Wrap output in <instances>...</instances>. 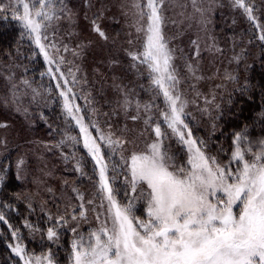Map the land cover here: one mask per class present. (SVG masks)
I'll return each mask as SVG.
<instances>
[{
  "label": "snow or ice",
  "instance_id": "1",
  "mask_svg": "<svg viewBox=\"0 0 264 264\" xmlns=\"http://www.w3.org/2000/svg\"><path fill=\"white\" fill-rule=\"evenodd\" d=\"M60 3L63 7L59 11L72 20L75 13L64 0H60ZM86 3L91 6L89 0ZM191 3L203 16V10L196 6L197 0H191ZM165 4L166 0H132L130 9L136 11L133 13L135 19L131 26L137 33H142L144 39L143 50L129 51L128 55L134 62L133 67L146 66L151 83L163 94L167 110L162 111L161 116L167 128L185 146L186 163H174V157L169 154L164 143L167 134L162 132L159 123L152 127L155 139L144 141L143 148L138 146L137 138L113 132L105 134L96 124H92V127L96 129L98 137L93 136L84 117L77 115L80 108L69 102L68 93L72 89L61 91L64 111L79 126L83 147L98 168L96 192L100 203L95 204V195L85 200L84 194L73 187L75 199L80 203L72 208L71 213L66 209L55 218L54 225L47 229V240L57 243L61 236L57 226L63 228L70 221L87 222L91 211L96 213L99 227L89 231L87 240L77 232V227L71 228L75 236L70 244V264H264V139L259 140L254 148L247 129L235 133L230 160L227 164H222L216 156L208 154L204 140L194 137L184 119L186 102L181 101V95L177 92L181 80L173 64L175 49L169 47L170 38H166L164 31ZM232 4L233 7L242 9L246 18L260 29L259 40L264 42V25L254 15V5L247 0H232ZM6 11H10L13 18L19 21L24 34L39 49L45 63H56L55 71L61 72L59 64L64 63L65 58L59 54L71 49L66 44L61 47L55 42H43L48 40L46 29L51 26V22L62 18L57 15L53 0H8L7 4H0V13ZM124 14L128 15L127 12ZM102 17L103 10L92 19V31L107 40L106 33L97 23ZM191 43L195 48V56L198 57V42L193 40ZM82 47L86 45H78V48ZM71 51L73 55H80L77 50ZM216 51L221 50L216 48ZM186 69L194 80L203 79L198 74V61L195 65L187 63ZM52 72L49 68V74ZM53 78H56L55 75ZM61 78H64L62 72ZM225 78L232 81L236 79L231 74H227ZM75 79L73 74V80ZM22 83L31 87L27 80ZM57 87L60 85L57 84ZM12 88L15 90L17 85L13 83ZM32 92V99L35 100L39 92L34 88ZM18 99L14 91L11 103L16 106L15 111L27 113L26 108H21ZM206 103L211 101L206 99ZM132 104L133 101L125 92L120 107L127 113ZM142 107L147 118L140 115ZM150 111L151 105H141L137 100L136 114L129 118L133 121L142 119L148 127L152 120L151 115H148ZM7 127V123L0 122V128ZM215 127L214 124L213 128ZM125 131L131 130L125 126ZM70 139L78 143L75 137ZM98 139L111 148L113 154L119 150L123 171L118 174L123 176L131 193H125L129 196L126 202L122 203L117 199V190L113 187L115 177L109 176V164L105 161ZM23 163L20 160L18 167ZM233 164L236 165L235 168L231 167ZM75 171L84 175L79 161L75 165ZM112 171L116 172L115 166ZM3 179L0 176V182ZM136 201H143L145 204L143 218L136 214ZM87 205L94 207L89 209ZM237 206L239 211L234 212ZM48 219L52 220L53 217L49 215ZM0 221L8 224L2 213ZM25 227L34 228L28 223ZM17 231L13 229L12 236L18 241L20 237ZM9 247L23 264H55L51 251L43 255H30L21 243L10 244Z\"/></svg>",
  "mask_w": 264,
  "mask_h": 264
},
{
  "label": "trees",
  "instance_id": "2",
  "mask_svg": "<svg viewBox=\"0 0 264 264\" xmlns=\"http://www.w3.org/2000/svg\"><path fill=\"white\" fill-rule=\"evenodd\" d=\"M94 1L89 0L91 6H88V3L86 7L82 6L83 3L80 4L83 8L78 10V15L82 18V25H92V19L103 10V17L97 23L105 32L111 28L115 39L120 32L117 22L121 20L119 8L113 4V0H101L97 6L92 5ZM216 1L215 4L220 3V7L219 10L214 11L216 18L211 23L209 33L213 38L215 37L214 40L221 50V55L229 59L230 67L233 69L232 76L236 79L235 81L228 80L229 92L219 103L216 115L211 116L209 120L200 119L202 116L190 117L188 115L184 119L197 139L206 136L203 134L204 130H215L209 133L212 136L209 152L219 161L227 163L234 147L235 133L247 129V135L253 142L254 148L257 147L259 140L264 139V42L259 40L260 29L246 18L242 9L233 7L232 0ZM247 2L254 5L256 9L254 15L258 22L264 25V16L261 14V10L264 9V0H247ZM7 3L8 0H0V4ZM62 7L60 2L55 4L57 15H63V12L59 11ZM229 8V14L222 11ZM105 46L104 51L107 50V55L104 53L103 58L108 67L112 59L119 65L117 66L118 73L112 74L118 86L126 84L129 89L128 94L137 95L140 81L135 79L131 73L134 62L128 52L142 51V46L132 45L128 40L121 41L119 37L118 40L106 41ZM241 51L244 52L241 53ZM203 56L205 55L200 57ZM135 63L138 64V62ZM205 63L206 58L203 65L201 64L199 74L202 73ZM135 68L141 70L142 65ZM105 71L110 72L111 70L108 68ZM215 72H217L216 69ZM141 74L144 73L137 71V75ZM23 80H27L31 87H26L22 83ZM102 80L99 84L89 85L91 93L95 95V102L89 104L87 101L80 100V102L77 98L76 107L80 108L77 115L81 114L85 118L84 122L89 126V131H92L93 122L97 124L101 122L107 126L118 124V127H121L120 124H126L121 117H116V114L125 113V110L120 107L124 100L121 88L119 87L116 92L113 81L105 80V78ZM103 82H105L104 85ZM13 83L18 85L16 88L18 103L27 106L28 113L23 115L26 121L22 120L21 116L13 110L4 109L5 101L8 100L11 92H8V88H11ZM51 83L43 55L33 41L24 34L19 21L13 18L10 11L0 13V122L7 123V128L12 129L10 133L9 129L0 128L1 134L7 133L9 139L7 141L8 153L0 158V176L4 177L0 182V213L8 221V224L0 221V264H23L9 247L10 244L15 245L18 242L30 255H43L51 251L56 264H68L71 253L70 244L75 236L71 228L81 226V222L83 223V221L79 223L72 221L69 227L57 226V231L61 233L60 240L57 243L47 240V229L54 225L55 218L64 213L66 209L71 213L67 199H75L76 196L71 186L79 190L82 186V178L93 176L92 167L96 166L95 161L83 147L79 126L64 111V100L59 99L58 93L55 92L53 94L57 98H54L50 91ZM42 86H48V89ZM33 88L41 93L44 100L34 101L30 98ZM50 88L54 90L55 86ZM157 98L156 104L164 108L166 102L158 96ZM41 103H44L45 107L39 112ZM50 104L53 105L50 107L48 106ZM128 111L129 113L132 111V115L136 114L135 110L128 109ZM61 115H65L68 119L65 125H62ZM102 116L105 118L102 119ZM131 122L137 127L141 124L140 120ZM214 124L215 128H213ZM141 125L146 130L149 129ZM166 132H168L167 129ZM201 134L202 137L199 136ZM71 137H75L78 143H74ZM1 142L3 141L0 140ZM101 146L105 161L109 164V174L115 177L113 187L118 195L119 190H124L126 186L123 176L118 174L123 171L119 150L113 154L112 149L108 148L106 153L105 147L108 146L103 142ZM175 149L176 147L173 148ZM20 160L24 163L18 167ZM43 160L47 161L48 165ZM77 161L80 162L84 175L75 171ZM113 166L116 167V172L112 171ZM45 207L48 210H45ZM49 215L53 217L52 220L48 219ZM26 223L33 225L34 228L25 227ZM9 225L12 227L9 228ZM13 229L18 230L17 235L20 240L13 239ZM87 231L88 229L84 233Z\"/></svg>",
  "mask_w": 264,
  "mask_h": 264
},
{
  "label": "rangeland",
  "instance_id": "3",
  "mask_svg": "<svg viewBox=\"0 0 264 264\" xmlns=\"http://www.w3.org/2000/svg\"><path fill=\"white\" fill-rule=\"evenodd\" d=\"M101 0H95L92 5L97 6L98 2ZM60 0H53L54 5L56 3H59ZM64 3L68 5L69 8L72 9V11L75 13V16L72 20H69L65 14L61 16L62 18L60 20H53L51 22V26L46 29V33L48 35V40L43 41L45 44H49L50 42H55L61 47L63 45H67L69 49L71 50H77L80 52L79 56L73 55L72 51L63 52L61 51L59 55H62L65 58V62L62 64H59L61 72L64 74V78H61V72H56L55 69L57 67V64L54 63L52 65L47 64L48 69V77L49 80L52 81L51 85H49V89L52 92V94L58 93V98L63 99L64 97L60 96L61 91H67V88H71L72 92L68 93L69 102L76 106L77 104V98L78 101H87V103H93L95 102V95L91 93L90 91V84H99V81H103L102 79L105 78V80L113 81L115 91L118 92V83L115 81V72L118 73L117 66L118 63H116L113 59L109 62L110 67H108L107 63L104 61L103 54L106 53L107 50L105 46V42H111V40H118V37L121 41L128 40L132 41L130 44L135 45L137 47L142 46L143 42V34L137 33L135 28L132 27V23L134 22V15L133 13L136 11L135 9H130V5L132 3V0H113V4L119 8L120 14H121V20L117 21L119 24L120 32L118 33L117 37L114 39V36L111 28L107 30L106 33L108 39L104 40L103 38L99 37V35L92 31V25L84 24L82 25V18L78 15V10L82 9L83 7H86L87 3L86 0H64ZM83 3V7L80 6V4ZM217 3L216 0H197V7L201 8L203 10V16L200 12H197L195 7L192 5L191 0L183 1V0H166L165 9H164V15L166 17V25H165V35L166 38H170V44L169 47L175 49V59L173 60V64L177 69L178 77L181 80V83L179 84L177 88V92L181 95V101L186 102L185 107V116L190 117H196V116H202L200 119H206L209 120L211 116L216 115L218 112V106L219 103L226 97L227 93L229 92L228 89L230 86L227 84L228 79L225 78L227 74H233V69L230 67L229 59L227 60V57L224 55H221V51L217 52L216 48H218L217 42L214 40L210 33L209 29L211 27V23L215 21V14L219 10L220 3ZM97 9V7H95ZM224 13L229 14V9H223ZM127 12L128 15H125L124 13ZM261 14L264 16V9L261 10ZM111 26H113V23H111ZM178 30V31H177ZM208 32V34H207ZM196 40L198 42L199 48H200V55L198 57L195 56V48L192 45V41ZM78 45L85 46L82 47V49L78 48ZM214 46V47H213ZM182 50V51H181ZM244 51H241L243 53ZM192 55L195 58H191ZM202 55H205L203 57H200ZM109 57V56H108ZM218 57L217 59H215ZM206 63L205 67L202 68V73H198L203 77V79L197 81L194 80L190 73H188L186 69L187 63L196 64L197 61L199 62V69H201V64L203 65V62ZM59 60V57H57V61ZM49 68L53 70L52 74H49ZM110 68V72H107V70ZM215 69L217 72H215ZM183 70V72L181 71ZM219 70H222V72H218ZM137 71L143 72L144 74L137 75ZM132 75L135 77V79H138L140 81L139 92L137 90V95H134L133 93L128 94V98L133 101V104L129 109L135 110V102L138 100L141 105L148 104L151 105V111L148 113V115H151L152 120H155L154 122L150 121V126L148 130L143 128L141 124L144 125L143 120L141 119V124L139 127L134 126V123L132 124L129 117L132 115V111L129 113L127 110V113H122L121 115L116 114V117L125 120L126 124L122 125L121 127H118V124H113L112 126H107L106 124L103 125L100 121V124H97L96 122H93V124L98 125L105 134H108L109 132H113L116 135H125L129 138H137L138 140V146L140 148H143L144 141L155 139L154 132L152 131V127H154L155 123H159L161 126L162 132H165L167 134V138L165 139V146L169 149V154L174 157V163L177 165H184L187 160V151L185 146H183L179 141L178 138L175 137L171 130L167 128L166 123L163 121V118L161 116L162 111L167 110V104L163 108L160 104H156L158 101V98H162L164 101L163 94L151 83L150 80V74L146 69V66L142 65L141 70L133 67L131 70ZM73 74L75 75L76 79L73 80ZM53 75H55V79L53 78ZM244 77V76H243ZM118 78V77H117ZM65 79L67 80V84H65ZM231 81V80H229ZM16 84V83H14ZM55 86L54 90H51L50 87ZM57 84L60 85V87H57ZM105 82H103V85ZM102 85V86H103ZM192 85H195L193 88ZM18 86V85H17ZM219 86V87H218ZM48 87V86H47ZM46 86H42V88H47ZM121 90L123 89V96L125 92H129V89L127 88L126 84L121 85ZM48 89V88H47ZM81 90V91H79ZM11 91V92H10ZM16 92V89L14 90L12 87L8 88L9 98L7 100V104L5 103L4 109L8 110L11 109L17 114H19L22 118V120H25L24 112H17L15 111V105L11 103L13 99V92ZM48 91V90H47ZM21 91H19L20 93ZM33 92L30 95V98L32 99ZM102 95V94H99ZM52 96V95H51ZM54 98H57L55 94H53ZM81 98H80V97ZM98 96V94H97ZM214 96V98H213ZM101 97V96H100ZM206 99L208 101H211V103H206ZM44 100L41 96V93H39V96H36L35 100ZM81 102V101H80ZM21 108H26L27 106L23 103H19ZM53 104H50L48 106H52ZM45 107L44 103L40 104L39 106V112L43 110ZM206 109V110H205ZM94 114H96L95 111H93ZM28 113V109H27ZM26 113V114H27ZM143 118H147L144 113L143 107L141 108L140 112ZM195 115V116H194ZM219 115V114H218ZM81 116V114H79ZM62 118V125H65L68 121V119L65 117V115H61ZM105 116H102V119H104ZM212 118V117H211ZM85 120V118H84ZM135 122V121H134ZM201 124V123H199ZM115 125V126H114ZM125 126H127V129L131 131H125ZM145 126V125H144ZM146 127V126H145ZM112 128V130H111ZM168 132H166V129ZM9 129L10 133L12 132V129ZM65 130V127H64ZM215 131L214 129H208L204 130V133L206 136L202 137V134L199 135L202 137L201 139L205 141L206 144V151L209 155V149H210V140H212V136L209 134L210 132ZM93 136H98L96 133V129L92 127V131H90ZM143 133V135H141ZM211 136V137H210ZM0 140L3 141L0 143V158L4 157L8 153V135L7 133L3 132L1 134L0 131ZM6 142V143H5ZM99 142V139H98ZM102 142V141H101ZM100 142V143H101ZM5 143V144H4ZM176 147L175 150L173 148ZM109 147H105V152L107 153V150ZM111 149V148H110ZM175 153H174V152ZM213 156V155H212ZM251 159V156L248 157ZM230 160V159H229ZM43 162L48 165L47 161L43 160ZM221 162V161H220ZM222 164H227L226 162H221ZM93 164V163H92ZM94 166V164H93ZM232 168H235L236 165H231ZM92 175L91 177H87L86 179L81 180L82 182V188H79V191L84 193L85 200L93 198V196H97V199L95 201V204L98 205L100 203V199L98 198V193L96 192V181H98V168L95 166V168L92 167ZM110 176V174H109ZM52 175L50 176V178ZM112 177V176H110ZM118 179V178H117ZM73 187L71 186V189L73 190ZM139 191V190H138ZM130 193V187L126 184L125 189L120 191L117 196V199L120 202H126L129 198V196H126L125 193ZM80 201L75 200L74 198H68L67 199V205H71V207H68L70 211H72L73 207H77ZM106 204V201H105ZM89 209L94 207V205H87ZM45 210H48L47 207H45ZM99 211H104V209H99ZM136 213H141L138 216H141L142 218L145 215V204L143 201H136ZM239 211V206L234 208V212ZM101 219H104V217H101ZM72 221L69 222L66 227H69ZM77 224V223H75ZM77 227V232H80V234H83L85 237V240L88 239V233L90 230L98 228L99 222L96 220V213L89 211L88 213V221L83 223L81 222V226H73ZM88 231L84 233V231ZM20 243V242H18ZM16 244V243H15ZM48 253V252H47ZM46 253V254H47ZM71 255V253H70ZM54 258V256H53ZM56 264V262H55ZM70 264V262L68 263Z\"/></svg>",
  "mask_w": 264,
  "mask_h": 264
}]
</instances>
